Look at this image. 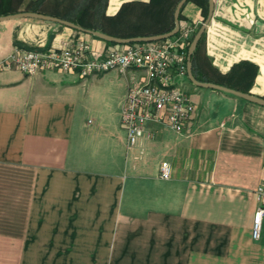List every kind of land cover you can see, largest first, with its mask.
Returning a JSON list of instances; mask_svg holds the SVG:
<instances>
[{"label":"crops","instance_id":"0c3cea01","mask_svg":"<svg viewBox=\"0 0 264 264\" xmlns=\"http://www.w3.org/2000/svg\"><path fill=\"white\" fill-rule=\"evenodd\" d=\"M128 2L149 0H108L105 14ZM179 14L181 27L204 21L193 1ZM78 37L98 58L115 46L60 24L10 19L0 22V61L15 41L60 49ZM201 38L199 72L213 79L253 64L248 94L264 97V0H213ZM132 74L0 71V264H264V226L251 238L264 107L186 84L196 112L183 132L153 125L152 138L129 148L120 105ZM110 76L116 87L101 97ZM163 161L168 181L158 176Z\"/></svg>","mask_w":264,"mask_h":264},{"label":"built area","instance_id":"2783aa9c","mask_svg":"<svg viewBox=\"0 0 264 264\" xmlns=\"http://www.w3.org/2000/svg\"><path fill=\"white\" fill-rule=\"evenodd\" d=\"M197 28L192 23L179 24L178 32L170 38L115 45L99 58L92 55L89 41L81 37L60 49L15 46L13 53L0 61V71L17 70L26 76L42 71L77 73L83 79L111 71H132L120 105V122L130 148L143 137L152 138L153 125L181 133L194 118L196 106L182 80L187 77L186 48ZM171 174V165L161 162L159 178L168 181ZM255 199L251 238L256 241L264 226V179L255 190Z\"/></svg>","mask_w":264,"mask_h":264},{"label":"trees","instance_id":"16d2710c","mask_svg":"<svg viewBox=\"0 0 264 264\" xmlns=\"http://www.w3.org/2000/svg\"><path fill=\"white\" fill-rule=\"evenodd\" d=\"M50 4L44 7V3ZM49 1H53L50 3ZM180 0H149L148 3L128 2L121 5L114 16H107L105 9L108 0H28L24 8L18 5L22 0H0V16L15 14L18 12H36L54 16L69 21L82 29L101 32L113 37L129 39L136 37H150L170 32L174 28L173 12ZM197 3L202 9L203 18H206L208 0H187ZM182 19L179 14V21ZM198 30V28H197ZM202 37V36H201ZM95 38V37H94ZM97 39V38H96ZM197 47L191 56L192 74L197 81L213 83L248 94L257 73V67L247 62L238 63L224 75L215 73L214 78H208L198 71L195 64ZM102 41V40H101ZM109 45H117L105 42ZM131 43L129 45H132ZM16 47L27 48L18 42ZM188 46L186 48V53ZM264 99V97H262Z\"/></svg>","mask_w":264,"mask_h":264},{"label":"water","instance_id":"95a60500","mask_svg":"<svg viewBox=\"0 0 264 264\" xmlns=\"http://www.w3.org/2000/svg\"><path fill=\"white\" fill-rule=\"evenodd\" d=\"M186 1L187 0H180L174 9V12H173L174 28L166 34L157 35V36H150V37H136V38H129V39L117 38V37H113V36H110V35H107V34H104L101 32L85 30V29H82L81 27H79V26H77V25H75L69 21L62 20V19H59V18L54 17V16L36 13V12H18L15 14L0 16V22L10 20V19H31V20H38V21H45V22L60 24L62 26L71 28V29L76 30L78 32L88 34L90 36L98 38L104 42L114 43L117 45H127V44H131V43H150V42H155V41H160V40H163L166 38H170L178 32V29H179V13H180L182 6L186 3ZM212 14H213V0H208V8H207L206 18L204 19L203 23L198 28L197 32L194 34V36H193V38H192V40L188 46V50H187L186 67H187V79H188V81L193 86H195L197 88L210 89V90H214L217 92H222V93L229 94L231 96L240 98L242 100H245L247 102L257 104L259 106L264 107V99L262 97H257V96H253L250 94H245V93H242V92H239V91H236L233 89H229V88H226L224 86H220V85L213 84V83L200 82L194 78V76L192 74L191 56L193 55V53L197 47V44H198L199 40L201 39V36L205 30V27L207 26V24L211 20Z\"/></svg>","mask_w":264,"mask_h":264},{"label":"rangeland","instance_id":"374dc122","mask_svg":"<svg viewBox=\"0 0 264 264\" xmlns=\"http://www.w3.org/2000/svg\"><path fill=\"white\" fill-rule=\"evenodd\" d=\"M49 2L52 3L53 1H49ZM111 72H112V71H111ZM109 79H113V81L108 82ZM109 79H107V77H106V80H102V81H101V97L106 93V90H105L104 88H105L107 85H109V84L111 83L112 86H113V88L116 87V86H114V85L116 84V83H115V79H114V77L110 76ZM177 83H179V82L177 81ZM182 83H183L184 85H186V84H188V85H192V84L188 81L187 77H186L185 79L182 80ZM104 96H106V95H104Z\"/></svg>","mask_w":264,"mask_h":264}]
</instances>
